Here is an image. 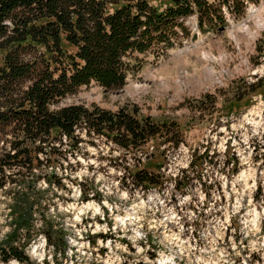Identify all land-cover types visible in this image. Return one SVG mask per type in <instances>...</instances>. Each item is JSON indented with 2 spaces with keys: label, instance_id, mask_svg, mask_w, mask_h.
I'll return each instance as SVG.
<instances>
[{
  "label": "rangeland",
  "instance_id": "obj_1",
  "mask_svg": "<svg viewBox=\"0 0 264 264\" xmlns=\"http://www.w3.org/2000/svg\"><path fill=\"white\" fill-rule=\"evenodd\" d=\"M225 12L228 24L207 33L187 17L192 35L141 55L124 87L93 83L61 101L173 121L182 143H161L163 157L153 142L125 156L106 137L83 135L57 167L62 187L39 184L48 190L44 210L68 229L66 255L54 257L40 235L27 248L32 264H264V94L253 89L264 78V0L242 16ZM161 157V187L125 178ZM4 198L0 242L11 231Z\"/></svg>",
  "mask_w": 264,
  "mask_h": 264
},
{
  "label": "trees",
  "instance_id": "obj_2",
  "mask_svg": "<svg viewBox=\"0 0 264 264\" xmlns=\"http://www.w3.org/2000/svg\"><path fill=\"white\" fill-rule=\"evenodd\" d=\"M254 1L0 0V197L11 225L0 242L2 261L32 264L27 248L40 235L54 257L66 255L68 229L44 210L48 190L39 184L44 178L50 187H62L57 167L66 152L80 150L83 135L106 137L125 156L153 142V154L163 157L161 143H182L173 121L61 101L93 83L124 87L141 68V55L164 54L192 35L187 17L196 15L198 29L207 33L228 24L226 8L242 16ZM253 89L264 94V78ZM162 157L149 158L142 168L136 164L125 178L142 189L161 187Z\"/></svg>",
  "mask_w": 264,
  "mask_h": 264
},
{
  "label": "bare ground",
  "instance_id": "obj_3",
  "mask_svg": "<svg viewBox=\"0 0 264 264\" xmlns=\"http://www.w3.org/2000/svg\"><path fill=\"white\" fill-rule=\"evenodd\" d=\"M211 71L214 72L213 68H211ZM209 74H210V73H209ZM211 74H213V73H211ZM210 76H211V75H210Z\"/></svg>",
  "mask_w": 264,
  "mask_h": 264
}]
</instances>
